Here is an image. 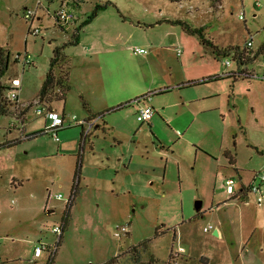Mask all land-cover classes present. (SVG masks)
Returning <instances> with one entry per match:
<instances>
[{
  "label": "rangeland",
  "instance_id": "374dc122",
  "mask_svg": "<svg viewBox=\"0 0 264 264\" xmlns=\"http://www.w3.org/2000/svg\"><path fill=\"white\" fill-rule=\"evenodd\" d=\"M98 5L108 6L74 43L77 28ZM26 7L37 9L33 28L41 26L39 35L29 32ZM61 8L76 19L59 23L55 12ZM178 21L204 28L213 45L230 52L218 56ZM251 35L259 55L240 70L255 68L261 75L264 0H86L79 6L0 0V46L11 51L1 81L22 78L17 105L25 110L14 103L0 116V264H47V252L36 258L35 247L57 242L54 228L64 221L75 182L78 193L53 264H101L116 255L118 264H136L132 248L145 240L143 261L153 255L167 264L172 253L171 264H264V203L259 206L254 194L232 198L224 186L229 177L248 185L258 172L264 175V96L256 105L241 76L211 80L240 72L234 52ZM57 48L68 56L72 88L66 100L52 102L53 109L87 120L93 113L100 125L89 133L87 125L63 128L59 141L39 133L47 119L36 113L43 104H34ZM108 48L124 56L125 67L104 64ZM26 51L34 64L23 71L15 56ZM82 56H93L95 65L83 68ZM86 70L100 77L96 90L85 84L97 98L75 90ZM150 93L148 104L169 107L141 123L136 100ZM90 99L100 100L93 106ZM121 226L127 232L118 238Z\"/></svg>",
  "mask_w": 264,
  "mask_h": 264
},
{
  "label": "trees",
  "instance_id": "16d2710c",
  "mask_svg": "<svg viewBox=\"0 0 264 264\" xmlns=\"http://www.w3.org/2000/svg\"><path fill=\"white\" fill-rule=\"evenodd\" d=\"M50 1V0H49ZM53 1V0H51ZM65 1V0H63ZM66 1H70L72 2L74 5L79 6L80 4H82L83 2H85L86 0H66ZM171 2L174 3H181L184 0H169ZM108 5H98L94 11L87 17V19H85L82 24L77 28V33L75 34V41L74 43H79L80 41V33L79 31L81 30V28L85 25L90 24L95 17L97 16V14L99 13L100 10L106 8ZM174 23H179L182 24L183 29L190 33V34H198L199 37L201 38V40L213 47V51L214 53H216L218 56H227L228 55V48H222L219 49L218 46H215L212 44V42L210 40H208L204 34V28H193L191 27L189 24L182 22V21H178V22H174ZM231 48V47H230ZM233 47V50L236 49H240V47ZM236 59L238 58L241 62L248 63L250 61L255 60V58H257V56L259 55V52L254 54L251 48H246L244 47V49H240L239 51L234 52ZM10 62H11V51L3 48L0 46V116L9 112L10 111V105H13L14 103L8 98V96L4 95V91L5 90H9L11 89L8 85L2 83L1 79L2 77L6 74V72L9 70V66H10ZM70 66H69V61H68V56L63 52L62 48H57L56 50H54L53 52V56L51 58V62H50V69L48 70V72L46 73V76L44 78V81L42 83V86L40 88L39 94L37 96V98L39 99L38 101L40 103L45 104L46 106L49 107V109H53V104L52 102L55 99L58 100H66V96L68 94V92L71 90L72 86L70 83ZM248 73L245 72H240L238 76L244 77V78H249V76L247 75ZM244 75V76H243ZM223 77H237L236 74H226V75H222V76H216L212 79H220ZM236 79V78H235ZM208 80H203L200 82H196V83H190V85L193 84H197V83H204L207 82ZM165 91H160V93H163ZM152 94V93H151ZM147 95H144L140 98L137 99H142L145 98ZM130 102H128L127 104L129 105ZM17 105V104H16ZM33 105V102H30L27 106V109L31 108V106ZM120 108H122L123 106H119ZM20 108V107H18ZM24 109L20 108V112L23 114L24 113ZM22 122H24L22 120ZM39 133H43L45 134L46 132L44 130H42ZM39 133H34L33 135H26V137H32V136H36ZM84 136V132L82 134ZM19 140H16L15 142H6L5 144H3L4 146H11L14 145L15 143H17ZM21 141V140H20ZM227 155L230 157V160H233V156H231V154H229L227 152ZM78 168L76 170V176L78 175ZM19 185H21V183H19ZM249 189V188H248ZM248 192V191H247ZM250 192V191H249ZM78 193V189H77V183H74L73 186V190H72V196L73 198L69 201L68 203V208L67 211L65 212V218L63 221V232L65 231L66 227H67V223H68V219L70 217V212H71V208L73 206L74 200L76 198V195ZM247 194L245 192H242L239 195H232V198H247L246 196ZM200 212V211H199ZM63 232L60 236L59 242H58V246H60V242L62 239V235ZM161 234V232H157V235L159 236ZM149 243L150 240H145L143 241L141 244L134 246L133 249V254H134V260L136 264H159V260L155 257H153V255L150 257V259L148 261H143L142 260V251L145 249H148L149 247ZM132 251V250H131ZM120 255H116L112 258H110L108 261L101 263V264H118L119 263V257ZM55 256L51 259H49L47 261V264H53V260H54ZM174 259L173 254L171 253L170 256V260L167 264H171V261ZM93 264V263H91Z\"/></svg>",
  "mask_w": 264,
  "mask_h": 264
},
{
  "label": "built area",
  "instance_id": "2783aa9c",
  "mask_svg": "<svg viewBox=\"0 0 264 264\" xmlns=\"http://www.w3.org/2000/svg\"><path fill=\"white\" fill-rule=\"evenodd\" d=\"M40 5H41V1H39V6ZM36 10L37 9L26 7L24 12H23V16L30 23L31 29L29 32L34 34V35H39L41 33V26H37V27L33 28V25H34L33 22L37 18V11ZM55 17L59 23H61V22L62 23H69V22H72L76 19V15L74 12L67 10V9H64V8L56 10ZM253 42H254V39H253V36L251 35L250 38L247 40L245 47L252 49ZM135 52L136 53H147L148 51H147V49H144V48H136ZM178 53H181L180 49L178 50ZM15 59L17 61H19L20 63H22L23 71L26 69V67H30L31 65L34 64L33 56L31 54H29V52H27V51L25 52V54L18 53L15 56ZM226 64L230 65L231 60H226ZM262 77L264 78V72L262 74ZM8 86L11 88L10 92L8 94V98L13 103L18 104L19 103V95H20L21 89H22V78L21 77L13 78L11 84ZM151 99H152V94L150 93L145 98L136 100L137 103L141 104L139 106L138 111H137V119L141 123L151 121L155 115V112H156L155 108L152 105L148 104V102H150ZM34 104L38 106V104H43V103H40L38 101ZM18 107H20V106H18ZM36 113H37V115H45L46 116L47 122H46L44 131L47 134H51L52 137L54 138V140H56V141L60 140L58 132L63 128L71 127V126L76 125V124L84 125V126L87 125L88 131H89L95 124V121H88L86 119H78V117L76 115H73L70 118L65 114V112H63L62 114H59L55 111V109H49V107L46 106L45 104H43V107H38L36 109ZM257 177H258V179H256ZM225 182H226L227 192L229 194H234L236 191V180L233 177H231V178H228ZM263 188H264V175L258 172V174L254 177L252 184L249 186V191H250V193L255 195L257 203L259 206H261L264 203V189ZM57 197L61 198L62 194H59ZM72 198H73V196L71 195V197L68 199V202ZM63 227H64V225L62 223L61 225H57L54 228L55 233H57V242L54 245H49L46 243H40L39 245H37V247L35 248V256L36 257H39L44 252H47L48 260H49L56 255V253L58 251V242H59L60 236L63 232ZM209 228H211V227H209ZM209 228H207L208 231H209ZM126 232H127L126 226L118 227V231L115 232V236L120 238Z\"/></svg>",
  "mask_w": 264,
  "mask_h": 264
},
{
  "label": "crops",
  "instance_id": "0c3cea01",
  "mask_svg": "<svg viewBox=\"0 0 264 264\" xmlns=\"http://www.w3.org/2000/svg\"><path fill=\"white\" fill-rule=\"evenodd\" d=\"M38 18H40V17H38ZM93 46H94V44H92V45H90V49H92L93 48ZM218 46V45H217ZM229 47V46H228ZM224 48H227V47H224ZM106 53L107 54H109V56L108 57H106V59H104V64L105 65H107L108 66V68H110L111 66H114V67H116V68H122V67H125V65H126V63H125V59H124V56L120 53V52H117V50H114V49H107L106 50ZM98 53H96V55H97ZM139 54H147V53H139ZM236 55V54H235ZM93 56H82V61H83V68H86L88 65H90V64H92V65H95V62H96V60H95V58H92ZM95 57V56H94ZM236 58V57H235ZM227 60H229V59H227ZM237 60L239 61V63L241 64V67L239 68V70L244 66L245 67V65L247 64V63H243V62H241L238 58H237ZM225 64H226V61H225ZM231 64H232V62H231ZM231 64L230 65H228V66H231ZM227 65V64H226ZM255 68H253V69H251V70H249L248 68H245L244 70H240V72H247L248 74V76H249V78H246V79H248L249 80V91H250V93H251V95L253 96V99H254V101H255V104L257 105L258 104V102L260 103L261 102V98H262V96H264V78L262 77V74L261 75H259L258 74V72H256L255 70H254ZM239 71H238V74H237V72H230V73H228V74H236L237 75V77H240V76H238L239 75V73H240ZM81 76V79H80V82H78L77 81V85L75 84V90L76 91H80L82 94H86L87 96H94V97H96L97 98V95L94 93V90H96V89H98V88H100V84H99V78L100 77H98V78H96V79H92V72L91 71H85V75L84 76H82L81 74H79L78 75V78ZM244 76V75H243ZM84 78H86V79H88L89 80V82H87V80H84ZM107 80H108V82H109V80H110V78H107ZM85 84H88V85H91V86H94V90L93 89H87V86L85 85ZM195 85V84H194ZM117 86L118 87H120L121 85L120 84H117ZM21 93H22V89H21ZM21 93H20V95H19V101H20V96H21ZM103 95V94H102ZM101 98H102V96H101V94L99 95ZM261 96V97H260ZM98 100H100V99H97L96 101H94L93 99H90V102H91V104L94 106L95 104H96V102L98 101ZM185 102V101H184ZM187 102V101H186ZM19 105H20V103H18ZM92 105H91V107H92ZM153 106V105H152ZM154 107V106H153ZM169 107V105H161V106H158V107H154L155 108V110H156V112H155V114H157V113H160L161 115L162 114H164V113H166V109ZM91 110H92V108H90ZM93 110H95V109H93ZM63 112H65V109L63 110ZM66 114V113H65ZM67 115V114H66ZM92 116H94V114L93 113H91V116L90 117H88L89 118V120L88 121H94L95 120V118L94 117H92ZM154 117H155V115H154ZM154 117L152 118V120L154 119ZM166 118V117H165ZM87 120V119H86ZM96 122V121H95ZM150 122V121H149ZM149 122H145V123H149ZM96 124V123H95ZM94 124V125H95ZM23 125L25 126V124H24V122H23ZM96 126L97 127H99L100 125L99 124H96ZM104 127H108V125H105ZM93 128V127H92ZM92 128L88 131V127H86L85 128V132L86 133H89L91 130H92ZM85 132H84V134H85ZM179 135L181 134L180 133V131H178L177 132ZM229 154H231V152L230 151H227ZM227 152H226V154H227ZM228 156V155H227ZM231 156H233L232 154H231ZM229 157V156H228ZM230 159V158H229ZM230 162H235L236 163V160H234V158H233V160L231 161L230 160ZM234 163V164H235ZM237 169V168H236ZM229 178H231V177H229ZM228 179V178H227ZM226 179V180H227ZM225 180V181H226ZM254 180V179H253ZM252 182L253 181H251V183L250 184H248V185H246V183H244V181L240 184V185H238L237 183H236V191H235V195H239V194H241L242 192H245L246 194H247V196L249 195V194H252V193H250L249 192V186L252 184ZM22 184V183H21ZM225 189H226V182H225ZM264 189V188H263ZM248 191V192H247ZM226 192H227V189H226ZM228 193V192H227ZM228 195H230L231 197H232V195L233 194H229L228 193ZM248 201V200H247ZM202 210V209H201ZM217 230V229H216ZM215 230V231H216ZM218 232H219V234L218 235H220L221 234V231H219L218 230ZM36 233V232H35ZM29 242H31V243H33V241L32 240H29ZM36 248V247H35ZM183 250H184V248H182ZM43 254H45V255H47L46 254V252L45 253H43ZM42 254V255H43ZM42 255L41 256H39V257H42ZM34 256H35V254H34ZM36 257V256H35ZM55 257H56V255H55ZM36 258H38V257H36ZM48 261V260H47Z\"/></svg>",
  "mask_w": 264,
  "mask_h": 264
},
{
  "label": "water",
  "instance_id": "95a60500",
  "mask_svg": "<svg viewBox=\"0 0 264 264\" xmlns=\"http://www.w3.org/2000/svg\"><path fill=\"white\" fill-rule=\"evenodd\" d=\"M201 209H202V201L198 200L197 203H196V210L199 212V211H201ZM215 234L216 235L219 234L218 230L215 231Z\"/></svg>",
  "mask_w": 264,
  "mask_h": 264
}]
</instances>
